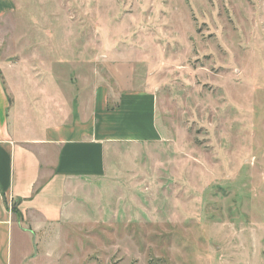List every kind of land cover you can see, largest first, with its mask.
Here are the masks:
<instances>
[{
  "label": "rangeland",
  "instance_id": "obj_1",
  "mask_svg": "<svg viewBox=\"0 0 264 264\" xmlns=\"http://www.w3.org/2000/svg\"><path fill=\"white\" fill-rule=\"evenodd\" d=\"M20 2L0 26L14 85L76 97L129 65L164 138L108 150L28 264H264V0Z\"/></svg>",
  "mask_w": 264,
  "mask_h": 264
},
{
  "label": "crops",
  "instance_id": "obj_2",
  "mask_svg": "<svg viewBox=\"0 0 264 264\" xmlns=\"http://www.w3.org/2000/svg\"><path fill=\"white\" fill-rule=\"evenodd\" d=\"M21 6L20 0H0V26ZM6 56L0 41V264H28L30 245L74 223L86 182L108 175V150L164 138L157 96L137 87L142 81L129 65H114L113 79L96 78L92 91L74 97L57 76L55 84L32 89L37 83L20 73L14 85Z\"/></svg>",
  "mask_w": 264,
  "mask_h": 264
}]
</instances>
